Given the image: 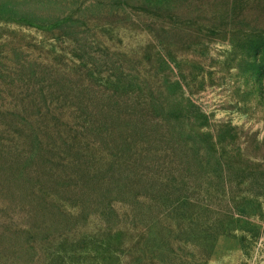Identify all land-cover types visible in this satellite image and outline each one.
Returning a JSON list of instances; mask_svg holds the SVG:
<instances>
[{
  "label": "rangeland",
  "instance_id": "rangeland-1",
  "mask_svg": "<svg viewBox=\"0 0 264 264\" xmlns=\"http://www.w3.org/2000/svg\"><path fill=\"white\" fill-rule=\"evenodd\" d=\"M0 264H264V0H0Z\"/></svg>",
  "mask_w": 264,
  "mask_h": 264
}]
</instances>
